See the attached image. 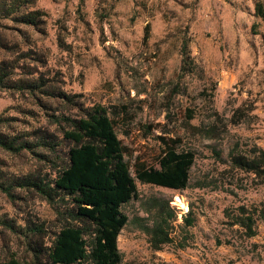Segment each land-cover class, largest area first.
I'll return each instance as SVG.
<instances>
[{
    "label": "rangeland",
    "instance_id": "1",
    "mask_svg": "<svg viewBox=\"0 0 264 264\" xmlns=\"http://www.w3.org/2000/svg\"><path fill=\"white\" fill-rule=\"evenodd\" d=\"M25 1L19 11L0 12V64L15 65L12 81L41 82L45 92L0 87V134L34 143L19 153L0 147V181L52 183L74 144L55 116L80 117L100 105L134 177L137 162L158 166L164 141L195 156L185 189L136 179L138 198L121 207L128 216L118 237L122 264H264V182L230 157L233 148L264 147V17L257 13L264 0ZM31 11H39L38 24L18 20ZM12 191L0 189V218L39 226L37 242L50 245L67 220L34 189ZM151 197L177 211L173 242L158 251L139 227L147 216L141 203ZM242 206L256 218L252 237L235 224ZM0 256L29 261L32 254L22 233L0 224Z\"/></svg>",
    "mask_w": 264,
    "mask_h": 264
},
{
    "label": "trees",
    "instance_id": "2",
    "mask_svg": "<svg viewBox=\"0 0 264 264\" xmlns=\"http://www.w3.org/2000/svg\"><path fill=\"white\" fill-rule=\"evenodd\" d=\"M25 0L1 1L0 12L12 14L25 5ZM257 13L264 17V9L257 5ZM39 11H31L19 16L22 23L38 24ZM150 36V25L145 28V39ZM184 63L190 55L183 50ZM15 65L0 64V87L29 89L31 92H45L41 82L19 79L12 81ZM65 96L63 93L57 94ZM84 116L56 117L65 121L69 128L64 130L63 138L71 141L66 164L59 169L52 183H46L32 176L16 177L9 183L0 181V189L13 197L17 187L32 188L51 204L57 214L67 220L56 233L50 245L37 242L41 234L39 226H17L13 221L0 218V224L26 238L31 260L23 261L15 256L3 259L0 264H122V254L118 247V237L128 223V216L122 212L123 204L138 198L136 179L142 183L155 184L175 190L188 186L189 172L194 163L193 152L179 150L178 141H164L165 147L158 159V166L135 163V177L131 165L125 159L127 148L119 139L114 120L108 110L100 105L93 106ZM20 136L0 134V147L19 153L32 149L34 143L22 140ZM42 142V143H41ZM46 139L40 144H46ZM55 150V144L47 145ZM230 157L235 167L250 173L264 182V147L255 145L252 149L239 152L233 148ZM66 197L72 207L66 206ZM147 216L139 217V227L148 236L152 250L158 251L173 242L172 230L177 220V211L170 200L151 197L142 201ZM235 217V224L244 227L249 237L256 235L254 213L244 207ZM72 220V221H69ZM186 226H191L195 218L191 213L183 217ZM129 264H164L133 261Z\"/></svg>",
    "mask_w": 264,
    "mask_h": 264
},
{
    "label": "bare ground",
    "instance_id": "3",
    "mask_svg": "<svg viewBox=\"0 0 264 264\" xmlns=\"http://www.w3.org/2000/svg\"><path fill=\"white\" fill-rule=\"evenodd\" d=\"M179 202H180V205H181L184 209H186V202H185L184 200H179Z\"/></svg>",
    "mask_w": 264,
    "mask_h": 264
}]
</instances>
